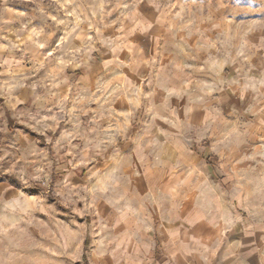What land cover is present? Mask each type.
I'll list each match as a JSON object with an SVG mask.
<instances>
[{
  "label": "clouds",
  "instance_id": "obj_1",
  "mask_svg": "<svg viewBox=\"0 0 264 264\" xmlns=\"http://www.w3.org/2000/svg\"><path fill=\"white\" fill-rule=\"evenodd\" d=\"M0 264H264V0H0Z\"/></svg>",
  "mask_w": 264,
  "mask_h": 264
}]
</instances>
